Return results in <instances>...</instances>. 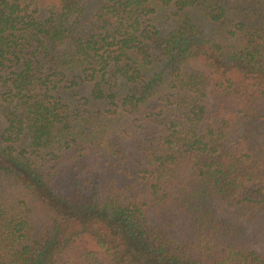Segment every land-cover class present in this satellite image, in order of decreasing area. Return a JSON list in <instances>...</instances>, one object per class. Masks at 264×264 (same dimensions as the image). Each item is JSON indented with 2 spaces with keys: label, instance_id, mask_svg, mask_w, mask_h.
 Here are the masks:
<instances>
[{
  "label": "trees",
  "instance_id": "1",
  "mask_svg": "<svg viewBox=\"0 0 264 264\" xmlns=\"http://www.w3.org/2000/svg\"><path fill=\"white\" fill-rule=\"evenodd\" d=\"M264 264V0H0V264Z\"/></svg>",
  "mask_w": 264,
  "mask_h": 264
},
{
  "label": "rangeland",
  "instance_id": "2",
  "mask_svg": "<svg viewBox=\"0 0 264 264\" xmlns=\"http://www.w3.org/2000/svg\"><path fill=\"white\" fill-rule=\"evenodd\" d=\"M144 264H162V263L156 261L155 259H147L144 261ZM165 264H168V263H165Z\"/></svg>",
  "mask_w": 264,
  "mask_h": 264
}]
</instances>
